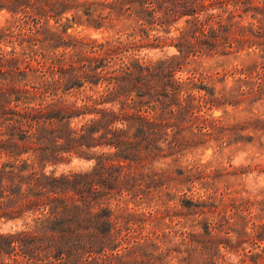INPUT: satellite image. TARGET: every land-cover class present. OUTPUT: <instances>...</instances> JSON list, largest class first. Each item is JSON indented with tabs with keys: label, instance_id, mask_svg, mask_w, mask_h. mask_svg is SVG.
I'll return each mask as SVG.
<instances>
[{
	"label": "trees",
	"instance_id": "16d2710c",
	"mask_svg": "<svg viewBox=\"0 0 264 264\" xmlns=\"http://www.w3.org/2000/svg\"><path fill=\"white\" fill-rule=\"evenodd\" d=\"M4 11L12 19L0 26V43L13 48H0V264H140V250L152 248L161 249L153 259L169 264L184 246L198 251L196 235L174 219L161 222V233L135 237L156 215L129 205L162 197L167 213L178 212L161 195V173L148 164L161 157V142L180 147L186 130L218 137L224 121L207 114L227 98L205 85L213 75L177 74L191 57L253 48L251 35L264 38V0H0ZM117 22L131 24L114 39L70 33L74 25L101 30ZM141 47H176L180 56L137 58ZM232 74L245 96L257 76L264 95V62ZM74 158L95 166L59 174ZM183 175L192 178L193 168ZM231 204L236 217L253 202ZM253 219L252 232L241 231L235 242L225 215L204 224L227 243L229 252L214 264L264 260V220ZM10 223L18 229L6 232ZM174 234L182 237L176 246ZM245 237L261 252L244 248L233 261L229 254Z\"/></svg>",
	"mask_w": 264,
	"mask_h": 264
},
{
	"label": "rangeland",
	"instance_id": "374dc122",
	"mask_svg": "<svg viewBox=\"0 0 264 264\" xmlns=\"http://www.w3.org/2000/svg\"><path fill=\"white\" fill-rule=\"evenodd\" d=\"M72 16L73 14L69 15L70 18ZM9 19H12L10 12L0 13V26H8ZM125 23L117 22L115 28L105 27L101 30L85 25H74L70 33L103 41L118 38L119 30ZM130 24L126 23L128 26ZM184 24L185 21L179 27ZM51 25H55V21H52ZM251 36L252 40L247 46L255 40L256 45L253 48L247 47L240 52H227L228 54L191 57L185 60L183 71L177 74V78L183 79L189 77L190 71L213 75V79H209L205 85L213 93L219 96L226 95L227 98L217 102L207 114L212 119L221 118L224 121L225 128L220 130L218 137L203 136L197 129L186 130L180 136V147L169 148L167 144L161 142V157L148 164V167L161 173L163 191L161 195L164 196L167 206L178 212H173V216L167 213L166 206L162 207V197L161 202L149 204L146 201L143 206H136L134 203L129 205L133 211L146 214L153 211L156 215L145 220L139 232L134 234L135 237L148 236L157 228L158 233H161V222L170 225L172 219L173 225L182 221L183 226H186L185 230H190L196 235L194 239L197 240L199 250L190 252L184 246L181 252L168 257L169 264H214L220 260V254L229 252L225 248L226 241L220 238L222 237L220 232L215 231L211 234L206 231L204 224L208 221L220 219L222 215L229 218L233 227L231 235L235 242L241 231L252 232V223L248 224L247 220L254 218L253 220L260 222L261 217L264 220V95H260L257 90V84L261 80L257 76L253 78L255 91L245 96L236 91L239 87L238 77L232 74L237 68L264 62V38ZM0 48L12 50L13 47L11 44L0 43ZM134 54L137 58L152 61L180 56L176 47H141L135 50ZM94 166L93 162L74 158L71 163L58 167L57 171L59 174L71 171L91 172ZM189 168H193L192 178L183 175ZM200 171L208 172L209 176L200 175ZM232 199H236L238 204L242 199L250 200L253 204L246 206L247 210L241 211L240 216L234 217L236 209L231 204ZM17 229L13 223L4 227L6 232ZM170 239L173 246H176L182 237L174 234ZM156 241L161 247V240ZM245 242L240 251H232L229 254L233 261L241 258L244 248L247 251L253 250L254 254L261 252L248 237H245ZM202 246H205V252L201 251ZM140 251V264H161V259L151 257L152 253L160 256L161 249L152 248L148 253ZM251 261L253 264H264L263 259Z\"/></svg>",
	"mask_w": 264,
	"mask_h": 264
}]
</instances>
